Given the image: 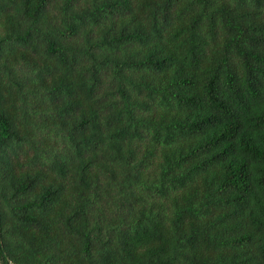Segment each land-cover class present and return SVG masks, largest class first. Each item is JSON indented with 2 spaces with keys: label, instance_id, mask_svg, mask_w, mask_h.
Listing matches in <instances>:
<instances>
[{
  "label": "trees",
  "instance_id": "1",
  "mask_svg": "<svg viewBox=\"0 0 264 264\" xmlns=\"http://www.w3.org/2000/svg\"><path fill=\"white\" fill-rule=\"evenodd\" d=\"M0 264H264V0H0Z\"/></svg>",
  "mask_w": 264,
  "mask_h": 264
}]
</instances>
